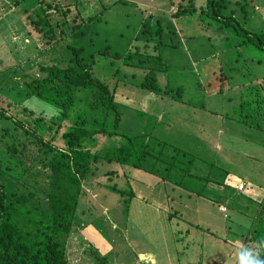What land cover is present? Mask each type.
<instances>
[{
	"label": "rangeland",
	"instance_id": "obj_1",
	"mask_svg": "<svg viewBox=\"0 0 264 264\" xmlns=\"http://www.w3.org/2000/svg\"><path fill=\"white\" fill-rule=\"evenodd\" d=\"M194 1L195 16L175 18L191 0H0V179L7 192L22 187L39 199L51 193L50 163L67 150L77 115L36 97L31 85L48 78L47 68H70L68 45L84 48V62L109 84L121 117L116 131L123 136L84 146L95 154L140 135L139 149L150 144L158 154L143 161L157 173L92 165L80 186L68 264H100L93 249L110 264H151L139 258L149 253L157 264H240L245 249L264 256L253 240L247 244L264 200V130L257 129L264 117L245 124L264 92V50L257 45V36L264 41V0H217L233 17L229 23L217 19L208 0ZM41 19L38 32L32 21ZM97 93L79 89L81 117L106 114L93 107ZM162 142L169 158L160 155ZM189 161L201 180L180 173ZM185 177L187 188L177 182Z\"/></svg>",
	"mask_w": 264,
	"mask_h": 264
},
{
	"label": "trees",
	"instance_id": "obj_2",
	"mask_svg": "<svg viewBox=\"0 0 264 264\" xmlns=\"http://www.w3.org/2000/svg\"><path fill=\"white\" fill-rule=\"evenodd\" d=\"M42 3L47 9L54 10V8H50L51 4H46L43 1ZM17 5H21V3ZM208 7L212 8L213 14L216 15L219 21L225 23L228 20L227 23H229L230 20H234L233 17H225L223 15L218 8L219 3L217 0H208ZM196 14L195 1L191 0L188 6L180 5L178 7L175 18L191 17ZM63 16L67 17L66 14H63ZM35 17L37 18V16ZM50 17L48 15V18ZM32 24L34 28L38 29V32H42V19L32 21ZM50 25L52 28L51 23ZM240 30L242 32H237L238 34L246 33L250 35L244 29L240 28ZM77 31L75 30L74 32ZM257 38L259 44L254 40L255 43L264 50V41L258 36ZM248 40L251 42L252 38L249 37L241 45L247 44ZM68 50L71 57H73V62L69 69L47 68L45 71L48 73V78L43 81L35 79L31 85L36 97L56 103L61 111L63 110V113H67V115L68 113L77 115L76 118H73L72 130L65 136L68 144L67 150L61 151L50 163L51 173L53 174V180L50 182L51 193L46 195L44 199H39V195H34V193L31 195L29 192L24 191L22 187L21 190L17 189V192L9 193L7 192V185L0 179V264H68L67 241L78 225L77 212L81 201L80 186L83 180L88 178L93 164L105 161L130 166L137 170L153 173L160 172L157 170L153 171V169L150 170L143 165V161L146 160L147 156L154 157L158 154H155L156 151L150 144L143 151L139 149L142 139L140 135L134 137L125 135L121 143H116V145L109 143L110 145L105 148L95 150V154L84 146L85 142H92L97 137L112 138V136L116 135L123 136L116 131L121 122V117L117 111L116 104H114V95L109 84L97 78L93 68L84 62V48L68 45ZM79 89L83 92L96 89L98 95L93 98V107L95 109L100 108V112L104 111L106 114H91V118L90 114L87 115L88 117H81L82 107L77 106V99L75 98ZM144 89L155 91L159 87L154 86ZM51 90L55 91V93L51 92ZM263 95L264 92H262V95L258 92V100ZM258 100L255 102L256 105L258 104L256 115H254L255 118L249 123L245 122L246 125L253 124L261 116L264 117V101L261 100L262 105H260ZM112 110L117 112L116 115ZM112 114H114L115 130L108 133L106 127H109ZM3 115L1 114L2 117ZM94 125L97 127H94ZM257 129L264 130L260 122ZM153 142L154 140L151 141V143ZM36 144L39 145L42 142L36 141ZM161 146L160 155L168 157L165 153L169 145L162 142ZM172 150L177 155H180L178 149L172 147ZM161 156L160 159L162 158ZM170 160H172L170 161L171 169H174L177 157L170 158ZM193 164V161H189L188 169H182L180 173L183 172L187 176L201 180L199 176L191 174ZM2 171L3 167L0 164V173ZM112 173L114 172L110 174L112 175ZM186 178L177 179L178 185L187 188V185H184ZM63 179H66L71 187L66 189ZM209 182L208 178L205 179V183ZM195 192L203 195V192ZM119 194L122 197L126 195L123 192H119ZM131 196H133V193H131ZM256 213L257 217L254 218V225L248 235L247 244L253 240L260 250L264 251V200L258 204ZM92 254L100 261V264H110L107 257H102L97 249H93ZM258 256L261 260H264L263 255Z\"/></svg>",
	"mask_w": 264,
	"mask_h": 264
},
{
	"label": "clouds",
	"instance_id": "obj_3",
	"mask_svg": "<svg viewBox=\"0 0 264 264\" xmlns=\"http://www.w3.org/2000/svg\"><path fill=\"white\" fill-rule=\"evenodd\" d=\"M239 261L240 264H264V260H261L258 254H253L247 249L241 252Z\"/></svg>",
	"mask_w": 264,
	"mask_h": 264
},
{
	"label": "crops",
	"instance_id": "obj_4",
	"mask_svg": "<svg viewBox=\"0 0 264 264\" xmlns=\"http://www.w3.org/2000/svg\"><path fill=\"white\" fill-rule=\"evenodd\" d=\"M0 19H5L4 17H1ZM11 31H12V29H11ZM10 32V31H9ZM192 226H195V225H192ZM197 227V226H196ZM168 257H169V255H168ZM139 258L144 262V260H147L148 258H151V264H157V261L155 260V258L153 257H151V254L149 253V254H139ZM170 263V262H169ZM168 263V264H169ZM112 264H115L114 262H112ZM170 264H172V262L170 263Z\"/></svg>",
	"mask_w": 264,
	"mask_h": 264
},
{
	"label": "built area",
	"instance_id": "obj_5",
	"mask_svg": "<svg viewBox=\"0 0 264 264\" xmlns=\"http://www.w3.org/2000/svg\"><path fill=\"white\" fill-rule=\"evenodd\" d=\"M239 189H240V190H243V189H244V186H243V185H241ZM224 212H225V211H224Z\"/></svg>",
	"mask_w": 264,
	"mask_h": 264
}]
</instances>
